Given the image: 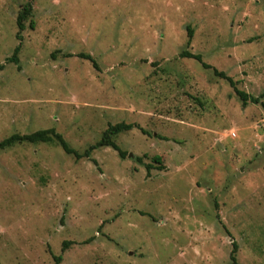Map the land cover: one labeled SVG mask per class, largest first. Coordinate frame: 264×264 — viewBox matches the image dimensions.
Instances as JSON below:
<instances>
[{"label":"rangeland","instance_id":"obj_1","mask_svg":"<svg viewBox=\"0 0 264 264\" xmlns=\"http://www.w3.org/2000/svg\"><path fill=\"white\" fill-rule=\"evenodd\" d=\"M185 50L260 96L264 0H0V142L135 126L0 149V264H264V110Z\"/></svg>","mask_w":264,"mask_h":264},{"label":"trees","instance_id":"obj_2","mask_svg":"<svg viewBox=\"0 0 264 264\" xmlns=\"http://www.w3.org/2000/svg\"><path fill=\"white\" fill-rule=\"evenodd\" d=\"M30 12H31V6L27 5L23 8V13L17 17L18 39H20L19 38L20 33L25 29L24 22L26 18L28 17V15L30 14ZM30 27L32 28L33 25L30 24ZM191 39H192V32L188 28V42H190ZM18 52H19V47H16L13 52V56L9 58L8 61L17 63ZM79 57L89 60L95 66L94 61L89 55L80 54ZM180 57L185 58V59H192L196 61L197 63L201 64L202 68L205 70L212 69V72L216 77L225 80L229 84V86L233 89L236 97L242 102L244 106L247 105L248 103L255 104V105L260 104L262 109L264 110V103L262 102V99L264 98V91L261 93L260 96L253 97V96L246 94L243 91L238 90L235 86L236 85L235 82H233V80L230 77H228L223 72H218L216 69L212 68L210 65L204 63L202 61L201 55L199 54H192L185 50L180 53ZM133 128H135L133 124H126V123H118L114 125H109L107 129L103 132L101 139L96 144L88 147V149L85 150L82 154L72 149L67 144V142L63 139V137L60 134L56 133L53 129L41 130V131H37L31 134L21 135V136L12 135L0 142V149L4 150L10 147H13L16 144L24 143V142L28 144L57 143L65 154L73 156L76 160H80L83 158H89L93 150H96L100 147H107V148H112L114 151L117 152L118 156L121 159H124L126 157V153L118 148V146L114 143L113 139L119 134L131 131ZM152 160L154 163H157V164L161 163L160 157L155 156L152 158ZM138 161L140 162L139 159ZM146 168L147 170L154 169V167L150 165L146 166ZM158 169L161 170L162 168H158ZM66 247H67V242H64L62 246V250L64 251ZM236 249H237L236 245L233 244V249H232L231 256H230L233 264H237L236 258H235ZM60 261H61L60 256L54 257V264H59Z\"/></svg>","mask_w":264,"mask_h":264},{"label":"water","instance_id":"obj_3","mask_svg":"<svg viewBox=\"0 0 264 264\" xmlns=\"http://www.w3.org/2000/svg\"><path fill=\"white\" fill-rule=\"evenodd\" d=\"M131 156V155H130Z\"/></svg>","mask_w":264,"mask_h":264}]
</instances>
